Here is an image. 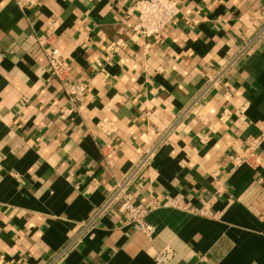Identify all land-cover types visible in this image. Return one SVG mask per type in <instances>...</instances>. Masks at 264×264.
Here are the masks:
<instances>
[{
  "label": "crops",
  "instance_id": "crops-1",
  "mask_svg": "<svg viewBox=\"0 0 264 264\" xmlns=\"http://www.w3.org/2000/svg\"><path fill=\"white\" fill-rule=\"evenodd\" d=\"M138 1L0 0V264H264V0H183L159 40L133 34ZM53 47L89 83L72 112ZM161 138L135 205L181 195L217 218L155 210L150 241L113 207L61 256Z\"/></svg>",
  "mask_w": 264,
  "mask_h": 264
},
{
  "label": "built area",
  "instance_id": "built-area-1",
  "mask_svg": "<svg viewBox=\"0 0 264 264\" xmlns=\"http://www.w3.org/2000/svg\"><path fill=\"white\" fill-rule=\"evenodd\" d=\"M17 5L23 10H32L40 6L41 0H15ZM183 3V0H139L135 6L130 10L129 16L134 18V22L131 24L132 32L135 36L149 39L159 40L161 39L164 31L170 26L177 18L179 14V6ZM264 41V25L255 37L254 42ZM38 43L43 47L44 41L38 39ZM118 47H122V44H113L109 47L111 52H116ZM248 54V48H242L237 52L235 56L230 58L224 65L221 72L216 79L209 81V88L217 86L218 83L224 82L226 77L235 70L240 62ZM48 64L52 70V75L62 85L64 94L69 99L71 104L70 111H74L76 106L84 100L86 96L89 83L87 81H71V65L69 59L66 58L62 51L56 47L46 51ZM163 143L161 140L148 148L143 154L140 161L136 164L131 174L125 177L123 180L117 181L110 199L107 203L97 210L92 216L89 222L84 224L79 234L69 243L60 253L61 256L70 251V249L81 242V240L87 236L97 219L104 216L113 207H117L120 214L124 218L125 224L132 227L135 231L144 234L150 241L153 240L155 235L154 227L147 222V217L150 213L158 209H174L181 211H189L194 214L216 219L218 214H215L212 210V204L206 203L200 209L188 210L185 205V200L181 195L175 197H168L164 202H159L154 199L149 208L143 209L135 205L134 197L131 193L132 186L136 179L141 176L143 170L148 168L158 149ZM257 142H253L249 145L251 151L248 158L253 153ZM248 158L241 159L232 157L231 159L237 165L243 164L248 161ZM59 256L58 258H60ZM155 264H166L164 258L159 254L155 257Z\"/></svg>",
  "mask_w": 264,
  "mask_h": 264
}]
</instances>
